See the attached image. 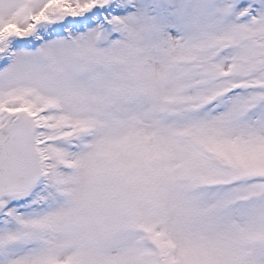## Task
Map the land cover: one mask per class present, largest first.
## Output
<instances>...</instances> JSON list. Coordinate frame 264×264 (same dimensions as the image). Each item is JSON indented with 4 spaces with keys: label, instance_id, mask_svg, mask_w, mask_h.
<instances>
[{
    "label": "snow or ice",
    "instance_id": "obj_1",
    "mask_svg": "<svg viewBox=\"0 0 264 264\" xmlns=\"http://www.w3.org/2000/svg\"><path fill=\"white\" fill-rule=\"evenodd\" d=\"M0 264H264V0H0Z\"/></svg>",
    "mask_w": 264,
    "mask_h": 264
}]
</instances>
